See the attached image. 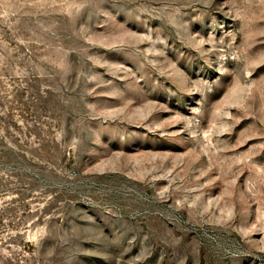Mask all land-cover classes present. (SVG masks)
<instances>
[{
  "label": "rangeland",
  "instance_id": "obj_1",
  "mask_svg": "<svg viewBox=\"0 0 264 264\" xmlns=\"http://www.w3.org/2000/svg\"><path fill=\"white\" fill-rule=\"evenodd\" d=\"M0 264H264V0H0Z\"/></svg>",
  "mask_w": 264,
  "mask_h": 264
}]
</instances>
